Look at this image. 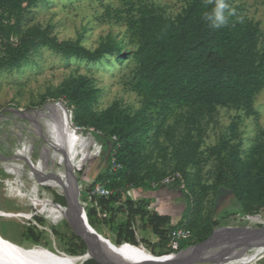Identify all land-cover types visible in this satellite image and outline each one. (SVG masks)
<instances>
[{
	"label": "trees",
	"instance_id": "trees-1",
	"mask_svg": "<svg viewBox=\"0 0 264 264\" xmlns=\"http://www.w3.org/2000/svg\"><path fill=\"white\" fill-rule=\"evenodd\" d=\"M40 1L0 0V53L3 51L5 57L0 58V64L19 65L40 45L90 61L116 53L119 60L132 56L137 62L132 89L144 98L139 111L133 113L120 101H115L107 109L96 112L100 90L83 76L70 78L58 97L72 110L73 123L85 129L94 128L93 134L104 144L105 170L83 192L84 201L91 199L92 205L85 207L93 228L109 226L115 235L114 243L119 247L125 242L134 246L143 243L153 254L167 255L174 252L168 241L171 232L178 227H186L193 233L190 240L182 242L180 249H184L208 239L216 228L227 225L230 216L246 217L264 211V136L245 154L238 140L241 115L232 122L228 137L211 150L219 161L213 184H203L199 171L192 172L200 169L202 161L200 144L193 139L192 132H200L207 117L214 121L219 109L231 108L259 120L255 102L264 89V42L259 21L250 18L245 9L232 0L228 2L235 15L221 28H213L202 19L211 8L208 0H186L176 17L166 15L154 4L140 2L137 5L127 0L130 6L127 25L137 40L133 51L124 53L121 42L111 40L90 50L78 41H58L38 27L15 43L13 36L19 32L24 13ZM12 19L13 24H6V20ZM173 115L176 122L170 125L168 121ZM182 125L186 129L183 134L179 133ZM150 131H153L152 136ZM162 138L165 144H161ZM168 147L172 148L171 153ZM158 158L170 160L173 170L165 173ZM113 159L121 165L114 171ZM176 173L182 175L184 187L181 180L166 187L180 191L188 201L177 223L171 215L151 208L147 199L134 200L126 195L129 189L161 188L160 182ZM97 182L106 184L113 194L109 197L93 195ZM154 183L158 186L154 187ZM221 188L231 190L235 200V210L225 216H220L215 207ZM209 189L214 197L211 208L205 212ZM37 219L43 223L41 218ZM137 222L141 229L151 230L158 240H138L134 229ZM52 229L69 256L89 252L88 242L74 232ZM23 237L37 245L45 242L43 231L34 225L27 228ZM85 264L100 263L90 258Z\"/></svg>",
	"mask_w": 264,
	"mask_h": 264
},
{
	"label": "rangeland",
	"instance_id": "rangeland-1",
	"mask_svg": "<svg viewBox=\"0 0 264 264\" xmlns=\"http://www.w3.org/2000/svg\"><path fill=\"white\" fill-rule=\"evenodd\" d=\"M232 1L236 5H241L250 18L259 21L264 42V0ZM132 2L137 3V5L140 2L154 4L157 8H162L166 15L171 17H176L186 5V0H132ZM129 7L127 0H41L34 7L26 10L20 20L19 32L13 36V41L18 43L31 30L38 27V29L47 31L51 37L58 41H78L90 50H95L102 42L111 40L121 42L124 53L133 51L137 48V40L132 36L127 25V10ZM13 23L14 19L11 21L6 20L8 25ZM0 58H5L3 51L0 53ZM136 66L137 62L132 56L119 60L116 53H110L98 61H90L86 58L59 53L45 45L32 49L27 58L19 65L11 66L1 63L0 156H13L20 153L28 160L40 163V167H46L48 170L52 168L53 150L55 148L52 145L55 135L52 129H54L53 123L55 120L49 115H58L59 108L62 107L70 118L71 109L63 99H58V97L63 86L72 77L83 76L92 80L93 85L100 90L95 104L96 112L107 109L115 101H120L124 107H127L133 113L139 111L144 105V98L132 89ZM255 107L259 113V120L246 117L242 112L231 108H221L214 121H210L207 117L202 123V130L192 132L193 139L200 144V157L202 160L200 169H194L192 172L199 171L198 174L203 184H213L219 161L216 156L212 155L211 150L228 137L231 131L230 126L238 115L242 116L238 140L241 143L240 148L245 154L252 149L260 136H264V89L257 96ZM71 118L69 122H71ZM175 122L173 115L170 117L168 124L173 125ZM184 128L185 126L182 125L179 128V133L183 134L186 131ZM40 131L42 132L39 134ZM149 134L152 136L153 131H150ZM83 135L84 139L90 138L88 132H84ZM82 138H79V148L83 161L74 176L77 178L79 188L82 190L78 199L85 207L89 206L90 201H84L83 192L88 190L96 176V172H98L102 163L103 152L101 151V157L96 156L99 142L90 140L89 147L87 139L84 141ZM238 140L237 142H239ZM161 144H165L164 138L161 139ZM171 149V147H168L169 153H171ZM2 157H0V173L2 174L0 175V209L7 212V206L14 201L25 206V210L21 212L34 213L35 208L32 202L28 198L16 197L10 193L8 183L15 180L14 175H21L26 185V191L31 190L35 187H32L33 184L31 185V183L33 182L28 177L31 175L35 178L37 176L36 171L32 168L30 170L29 165L26 164L28 162L25 163L20 160L9 162L3 160ZM156 160L160 168L165 170V173L173 170V163L170 160L167 162L161 158ZM14 170L16 172L13 174ZM18 171L19 175H17ZM65 171V168L62 167L60 171L62 176L65 175ZM35 189L38 190L41 196L46 197L42 187ZM61 190L67 194L71 191L62 187ZM141 190L149 193L153 191L146 186L142 187ZM208 191L205 212H208L211 208L214 197V192L211 189ZM178 193L179 191H176L175 195ZM71 199L75 200L73 194ZM177 200L178 202L169 204L175 219L174 223L181 219L188 202L187 197L182 194L177 196ZM234 202L232 193L228 194L218 208L219 215L225 216L228 212L235 210ZM35 204L42 206V202L38 199H36ZM44 215L41 216L44 217ZM35 218L37 219V217ZM37 221L42 227L37 228L43 231L45 238V242L42 244H34L31 240H25L28 239L27 237H23L27 228L34 225V222L30 223L26 218L0 217V234L4 239L28 247L25 250H33L31 247H44L68 254L57 235L54 234V229H52L53 226L62 229L61 227L65 226L66 223L61 220L54 225L50 219L46 221L47 223H40L38 219ZM227 221V225L222 227L263 229L264 211L246 217L241 215L230 216ZM60 222L61 226H59ZM84 229H87L86 226H84ZM98 230L103 235L108 236L112 242H115V235L109 226L104 225ZM139 234L142 238H146L151 242L157 240V236L151 230L139 229ZM238 248L244 250L246 246ZM262 248L263 246L247 248L248 251L245 256L250 257L252 260L247 264H264L263 258H261L264 252ZM238 261L241 262L240 259Z\"/></svg>",
	"mask_w": 264,
	"mask_h": 264
},
{
	"label": "crops",
	"instance_id": "crops-1",
	"mask_svg": "<svg viewBox=\"0 0 264 264\" xmlns=\"http://www.w3.org/2000/svg\"><path fill=\"white\" fill-rule=\"evenodd\" d=\"M49 116H51L55 120L53 123L54 129H52L54 131V134H55L54 139L52 140V145L55 147L53 150L54 151V158H53L52 168H50L48 170L46 167H44V168L40 167V163H34L32 160L26 159V157H24L23 155L21 156L20 153H18L17 155L15 154L13 156L7 155L6 157L11 158L10 160H8L9 162H15V160H20V161H23L25 163L28 162L26 164L29 165L30 170L32 168L34 171H36V174L39 173V175L37 174V176L35 178H33V176H31V175L28 177L29 179H31L30 181L33 182V183H31V185L33 184L32 187H35L37 189H38V187H42L44 195H46V197L49 198L52 203L48 207V210L46 211L44 217L41 215H37L36 217L41 218L43 220V222H46L50 219L54 225L56 223H59V221L63 220L65 223H67L69 225V227L67 226V224H65V226H62L61 227L62 229L57 228V226H53V227H55L61 231H64V233H69V232H74L72 224L69 222L70 216L68 213V207L70 205V199H68L65 196V193H63L61 188L51 184L55 180H53L50 175H51V173L61 174L60 171H61L62 167H64L66 170L64 176H67L68 171L71 170L70 173H71L72 180L74 181L76 187L79 186V184L77 183V178H75V176L72 175V172L74 171L73 170L74 167L77 166V168H78L82 165L83 160L81 158V153H80V148H79V146H80L79 145V138L83 137L82 139H84V135H83V133L78 134L74 131V129L71 126V123L69 122L70 118L67 115L66 110L64 108H62V107L59 108V114L58 115H55V116L49 115ZM41 132L42 131H40L39 134ZM89 135H90V138H86L87 140L84 139V141L86 140L88 142L89 147H90V140L91 141L95 140V142H99L98 144H100V145H99V147H97L96 156L101 157L100 154L103 152V149H104L103 142L101 141L100 138H98L94 134H89ZM62 149L64 150L63 155L60 152H58L59 150H62ZM101 162L102 163L100 164L99 170H98V172H96L97 174L94 177L93 181L96 179L97 175L100 172L105 170L104 169L105 165H104L103 160ZM15 172L16 171L14 170L13 174ZM19 174L20 173L18 171L17 175H19ZM0 175H2V174L0 173ZM40 175L42 176V178H40ZM67 180H70V179L67 177ZM58 186H61V184H58ZM141 188L129 189L126 192V195L131 197L134 200L147 199L150 202L151 208L155 209L156 211H158L161 214H169L173 217V212L170 210V207H169L171 205H169V204H172V203L174 204L175 202H178L177 196L182 194L180 191L177 195H175V192L176 191L178 192V190L171 188V187L162 186L161 188H158V189L149 188V189L153 190V191L150 190L151 191L150 193L146 192V191H142ZM91 205H92V203H91V199H90V206ZM24 207L25 206L20 205L18 203H15L13 201V203L10 204L9 206H7L6 209L8 210L7 211L8 213H12V212L24 211L25 210ZM84 209H85V213H86V207H84ZM174 220L175 219L173 217V222H174ZM61 225L62 224L60 222L59 226H61ZM224 228H230V227H227V226L226 227H218L215 229L218 231L217 235L215 237H213V239H209V238L214 233L210 237H208V239L203 240L200 243L190 245L184 249H179V250L174 251L170 254L155 255L152 253V260H150V262H138V261H134L133 259H127V258H123V259H125V261L130 263V264H139V263H153L154 264V262L161 261L163 258L167 259L171 256H175L176 254L184 251L185 256H186L185 257L186 261L184 262V264L185 263L186 264H188V263L189 264H238V263L247 264V263H250L251 259H250V257H246L245 253L242 254L241 256H238L237 254L236 255H233V254L225 255L227 257L225 259H223L222 262H213V261L208 259L211 256H213V253L215 251H222L224 249L223 244H224L226 238L228 236L232 235L229 231H226V229L224 232H222L221 229H224ZM93 229L98 234H100L102 237L109 240L113 246H115V247L117 246V244L112 242L108 238V236H105L102 233H100L101 232L100 230H96L95 228H93ZM224 237H226V238H224ZM25 240H30V239H25ZM157 240H158V238H157ZM15 244H17V243H15ZM17 246H20L21 248H24V249H28V248L21 246L19 244H17ZM117 247L120 248L122 246H120V247L117 246ZM36 248H39V247H36ZM32 249H35V248H32ZM114 251L115 250H113V253L116 255L117 252H114ZM139 251L147 252L146 250H143V249H140ZM117 256H118V254H117ZM197 256H199V258H197ZM118 257H120V256H118ZM120 258H122V257H120ZM191 259H193V260H191ZM239 259L241 260V262L238 261ZM96 261L100 264H103V263L99 262L98 260H96Z\"/></svg>",
	"mask_w": 264,
	"mask_h": 264
},
{
	"label": "water",
	"instance_id": "water-1",
	"mask_svg": "<svg viewBox=\"0 0 264 264\" xmlns=\"http://www.w3.org/2000/svg\"><path fill=\"white\" fill-rule=\"evenodd\" d=\"M2 157V156H1ZM3 160H10V157H2ZM39 175V173H37ZM72 175L74 176V171L72 172ZM51 177L54 178L56 176L55 173H51ZM57 177V176H56ZM40 178L42 176L40 175ZM61 181V179H60ZM77 184V183H76ZM78 185V184H77ZM79 197L82 193V190L79 188ZM232 191L225 188L219 189L216 199H215V207L216 209L219 208V206L222 204V201L228 194H231ZM65 196L70 199V205L68 207V213L70 216L69 222L72 224L74 232L86 240L90 246V250L88 253H86L83 256L91 255L93 259L98 260L99 262L103 264H130L125 261V259L120 258L113 253V247L111 245V242L104 237H102L100 234H98L89 224L87 215L85 213V209L83 205L81 204L80 200L77 199H71L70 196L65 193ZM10 215L13 216V213H10ZM84 221H83V220ZM84 226H86L87 229H84ZM229 231L232 235L228 236L223 244V250L222 251H215L213 253V256L208 258L209 260L213 262H222L223 259H225L228 254L238 255L241 256L242 254L246 253L248 251V247L251 246H263L262 249H264V228H224L221 229L222 232ZM217 230L214 231V234L209 238L213 239L217 235ZM9 241V240H8ZM246 246V249L239 250L238 247ZM111 246V248H110ZM248 246V247H247ZM195 252V251H194ZM185 253L180 252L176 254L175 256H171L167 259L163 258L161 261L154 262V264H184L186 261ZM199 258V256H197ZM261 258H264V252L261 256ZM193 260V259H191ZM139 264H153V263H139ZM186 264V263H185ZM189 264V263H188Z\"/></svg>",
	"mask_w": 264,
	"mask_h": 264
},
{
	"label": "bare ground",
	"instance_id": "bare-ground-1",
	"mask_svg": "<svg viewBox=\"0 0 264 264\" xmlns=\"http://www.w3.org/2000/svg\"><path fill=\"white\" fill-rule=\"evenodd\" d=\"M70 171H68L67 176H62L57 173V177H51L55 180L53 182L51 181V184L60 188L62 187L71 190L67 195L72 197L73 194L75 199H77L79 197V190L72 180ZM67 177L70 180H67ZM58 184H61V186H58ZM0 217L13 216L0 209ZM6 240L0 234V264H85L92 257L89 254L87 256H74L76 257L74 258L69 255L57 253L56 251L53 252L51 250L44 249L42 247H32L35 249L25 250L24 248H21L20 246H17V244L11 242V240H7L9 243ZM112 247L114 248L113 250H115L114 252H117L118 256L122 258L133 259L138 262H150V260H152V253L147 250V252L139 251L142 248L134 245H124L120 248L112 245Z\"/></svg>",
	"mask_w": 264,
	"mask_h": 264
},
{
	"label": "built area",
	"instance_id": "built-area-1",
	"mask_svg": "<svg viewBox=\"0 0 264 264\" xmlns=\"http://www.w3.org/2000/svg\"><path fill=\"white\" fill-rule=\"evenodd\" d=\"M70 113H71L70 118L71 117L73 118L72 110H71ZM70 123H71V126L74 129V131L76 133H78V134L79 133H84V132H88L89 134H93L95 132L94 128L85 129V128L80 127V126H76L73 123V120H71ZM63 151L64 150L62 149V150H59L58 152H60L63 155ZM112 163H113V166H112L113 171H114V169L117 170V169H119L121 167V165L116 163L115 159H113ZM78 169H79V167L77 168V166L73 168L74 172H76ZM14 177H15V180H11L10 183H8V187H9L10 193H12L16 197L28 198V200H30L32 202V204H33V206L35 208V212L32 213V214H27V213H23V212L13 213V217L26 218V219H28V221L30 223L34 222V225L36 227H41L38 224V221H37V219L35 217L37 215H44L46 213V211L48 210V207L52 203L51 200L49 198H47V197L41 196V194L35 188H32L31 190L26 191V189H25L26 185H25V182H24L23 178L21 177V175L20 176H15L14 175ZM178 180L182 181V186L184 187V183H183L184 181H183L182 175L180 173H176V174H172V175L166 176L160 182V184L162 186H164V187L171 186L174 183H176ZM94 181H92V183ZM153 186L156 187V186H158V184L154 183ZM112 194H113V191L111 189H109L106 186V184H104L102 182L94 183L93 195L100 196V197H109ZM22 196H24V197H22ZM36 199H38L40 202H42V206L41 205L38 206L37 204H35ZM96 205H97V203H96ZM134 229L136 231V236H137L138 240H141L142 237L139 234V229H141L140 222H137L135 224ZM192 236H193V233L188 228H186V227H178V228L174 229L171 232L170 241H168L169 242L168 246L173 251H177V250L180 249L182 242L186 241V240H190V238H192ZM124 245H132V244L125 242ZM138 247L142 248L144 250H147L148 252L152 253L151 251H149L146 248V246H144L143 243H140V245ZM56 252L60 253V254L68 255V254H66L64 252H62V253L59 252V251H56Z\"/></svg>",
	"mask_w": 264,
	"mask_h": 264
},
{
	"label": "clouds",
	"instance_id": "clouds-1",
	"mask_svg": "<svg viewBox=\"0 0 264 264\" xmlns=\"http://www.w3.org/2000/svg\"><path fill=\"white\" fill-rule=\"evenodd\" d=\"M210 10L203 14L202 19L213 28H221L229 23V18L235 15V10L228 0H208Z\"/></svg>",
	"mask_w": 264,
	"mask_h": 264
}]
</instances>
